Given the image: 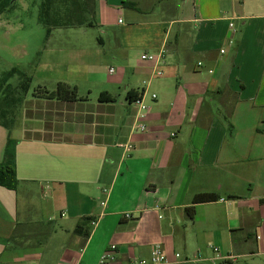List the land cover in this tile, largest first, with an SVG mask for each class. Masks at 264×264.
Listing matches in <instances>:
<instances>
[{
	"label": "crops",
	"instance_id": "obj_1",
	"mask_svg": "<svg viewBox=\"0 0 264 264\" xmlns=\"http://www.w3.org/2000/svg\"><path fill=\"white\" fill-rule=\"evenodd\" d=\"M81 2L86 24L59 29L97 42L43 47L0 126L18 179L0 187V264H99L111 246L128 264L158 244L169 264H264V0ZM59 84L77 100L37 93ZM199 194L219 200L190 216Z\"/></svg>",
	"mask_w": 264,
	"mask_h": 264
},
{
	"label": "rangeland",
	"instance_id": "obj_2",
	"mask_svg": "<svg viewBox=\"0 0 264 264\" xmlns=\"http://www.w3.org/2000/svg\"><path fill=\"white\" fill-rule=\"evenodd\" d=\"M44 1L0 0V75L14 68L31 74L39 62L38 53L43 47H77L81 42L80 37L83 38V47L97 42L100 34L96 29H85L83 32L55 29L48 37L46 27L38 21ZM73 4L74 0H52V17L59 13L68 18L72 15L69 11L75 8ZM17 83L18 77L10 82L12 86Z\"/></svg>",
	"mask_w": 264,
	"mask_h": 264
},
{
	"label": "trees",
	"instance_id": "obj_3",
	"mask_svg": "<svg viewBox=\"0 0 264 264\" xmlns=\"http://www.w3.org/2000/svg\"><path fill=\"white\" fill-rule=\"evenodd\" d=\"M81 1V0H80ZM79 0H74L75 8L69 11L68 18H64L57 13L52 17V0H45L40 9L38 21L41 25L46 27L47 36L49 37L52 30L59 28H68L73 26H82L86 24L87 17L84 14L87 10V4L80 3ZM67 19V20H65ZM70 20V22H67ZM90 26V25H89ZM14 77H18V84L12 86L10 82ZM32 84V78L25 72L14 68L9 72L0 75V126L11 129L14 126L17 118L18 109L21 106L25 96L29 92ZM39 95L47 98L62 99V100H77V91L66 84H59L57 90L54 92L38 91ZM101 101L112 102L113 98L108 94H101ZM128 100L131 102L140 101V97L133 93L128 94ZM18 179L15 169V142L10 141L5 150V162L0 164V187L10 191H16ZM219 198L213 194H199L193 199V206L188 208L190 216L195 214V206L198 204H205L218 201ZM86 225V223H85ZM84 227V224H79L75 230L79 233ZM88 235V233H85Z\"/></svg>",
	"mask_w": 264,
	"mask_h": 264
},
{
	"label": "built area",
	"instance_id": "obj_4",
	"mask_svg": "<svg viewBox=\"0 0 264 264\" xmlns=\"http://www.w3.org/2000/svg\"><path fill=\"white\" fill-rule=\"evenodd\" d=\"M233 28V25H230ZM231 43V42H230ZM221 53L224 54L225 51L221 50ZM162 58V55H143L142 59L143 60H149V61H155L156 63L158 61H160ZM113 70H111L112 72ZM157 76H163V72L162 71H157L156 72ZM156 96H153V99H155ZM136 105L139 109L140 112H142V114L140 115V117L143 119L145 118V113L148 110V107L142 103V101H137ZM136 127L144 132L147 130L146 126L144 124H138L136 125ZM121 148H124L125 151H130L131 150V146L129 145H120ZM221 202H224L225 199H221ZM104 205V204H103ZM125 218L127 219H131L132 216L130 214H126L124 215ZM117 248L116 246H111L101 257L99 264H110L113 261H115V254H116ZM212 251L215 255H217L218 257H220V251L218 248H212ZM177 259H180L181 256L180 255H176ZM226 259L228 261L234 262L236 261L237 257H235L234 255H229L226 257ZM128 264H169L166 260V256H165V252L164 249L162 247V245H155L150 253V256L148 258H143V259H132Z\"/></svg>",
	"mask_w": 264,
	"mask_h": 264
}]
</instances>
